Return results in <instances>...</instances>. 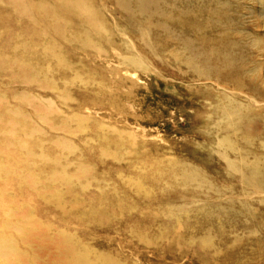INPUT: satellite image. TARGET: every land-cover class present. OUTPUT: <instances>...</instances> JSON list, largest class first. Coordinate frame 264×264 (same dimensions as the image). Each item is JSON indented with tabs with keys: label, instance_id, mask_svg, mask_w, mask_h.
Here are the masks:
<instances>
[{
	"label": "rangeland",
	"instance_id": "rangeland-1",
	"mask_svg": "<svg viewBox=\"0 0 264 264\" xmlns=\"http://www.w3.org/2000/svg\"><path fill=\"white\" fill-rule=\"evenodd\" d=\"M0 264H264V0H0Z\"/></svg>",
	"mask_w": 264,
	"mask_h": 264
},
{
	"label": "bare ground",
	"instance_id": "bare-ground-1",
	"mask_svg": "<svg viewBox=\"0 0 264 264\" xmlns=\"http://www.w3.org/2000/svg\"><path fill=\"white\" fill-rule=\"evenodd\" d=\"M26 15V14H25ZM211 194V193H210Z\"/></svg>",
	"mask_w": 264,
	"mask_h": 264
}]
</instances>
